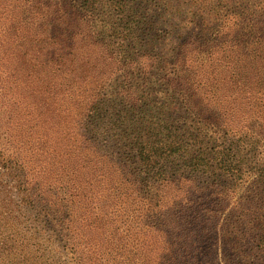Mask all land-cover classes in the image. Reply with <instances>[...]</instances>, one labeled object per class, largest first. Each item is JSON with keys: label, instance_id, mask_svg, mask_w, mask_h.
Listing matches in <instances>:
<instances>
[{"label": "trees", "instance_id": "trees-1", "mask_svg": "<svg viewBox=\"0 0 264 264\" xmlns=\"http://www.w3.org/2000/svg\"><path fill=\"white\" fill-rule=\"evenodd\" d=\"M26 3L38 15L46 67L52 64L58 79L57 117L75 127L74 144L62 143L58 156L73 153L71 184L49 188V196L24 192L23 200L53 205L62 226L76 221L72 196L102 192L104 211L92 225L112 227V236L134 224L140 252L153 253L139 255L138 264H223V256L240 264L247 253H264V166H250L264 141V3L232 19L224 14L209 35L193 31L167 50L145 1ZM237 91L248 101L241 116L253 127L240 126L241 116L237 122ZM11 162L23 184L25 165L18 155ZM252 173L238 205L224 208L229 188ZM131 212L135 217L125 218ZM232 225L238 246L225 255L220 237ZM209 253L216 259L205 260Z\"/></svg>", "mask_w": 264, "mask_h": 264}, {"label": "rangeland", "instance_id": "rangeland-1", "mask_svg": "<svg viewBox=\"0 0 264 264\" xmlns=\"http://www.w3.org/2000/svg\"><path fill=\"white\" fill-rule=\"evenodd\" d=\"M8 1V4H0V264H82L80 259L86 264H111L113 261L138 264L140 256L153 253L148 249L140 252L136 242L141 234L135 230L134 224H122L112 236V227L92 225L94 214L104 211L106 200L102 192L94 196L91 192L72 196L76 221L62 226L57 221V210H53V205L35 203L36 206H32L23 200L24 192L49 196L54 193L49 188L58 189L61 183L71 184L73 153L65 155V160L58 156L60 152L62 155L65 153L60 150L62 143L66 142L64 146L68 148L74 144L75 124L73 120L66 119L61 125L57 117L55 84L58 79L52 64L46 67L45 44L42 33H39L37 13L29 10L26 0ZM139 1H145L144 13L153 24L154 32L164 37L161 50L171 48L179 42L180 36L193 31L209 35L224 14L232 19L264 3V0ZM217 6L218 11L212 9ZM143 30H146L144 21ZM141 49L145 50L144 47ZM242 95L245 94L237 91L233 96L236 101L232 104L237 103V122L248 110V101L244 102ZM250 123L252 120L247 118V114L240 117V126ZM253 129L259 132L258 127ZM261 144L260 157L250 165L253 169L264 166V141ZM10 155L11 158L18 155L25 165L23 184L14 174L16 166L10 163ZM253 175L242 184L235 183L229 188L230 198L224 208L230 210L238 205L239 199L245 196L246 189L256 179ZM50 199H55V196ZM56 202L60 204L57 199ZM125 206L131 207L130 202ZM262 207L264 209V203ZM127 217L134 218L135 214L128 213ZM225 234L228 236L222 239L221 234L220 237V252L225 249V255H231L238 246L230 238L236 234V228L232 225ZM115 246L119 249L117 253H105ZM94 247L99 251L94 254L88 252ZM222 258L223 264H227L226 257ZM243 258L240 264H264V253L258 250L245 254ZM215 259L210 253L205 257L208 261ZM217 261L220 262L219 258Z\"/></svg>", "mask_w": 264, "mask_h": 264}]
</instances>
